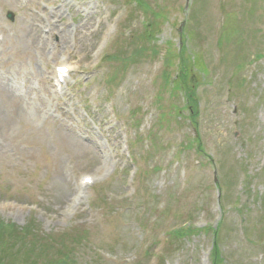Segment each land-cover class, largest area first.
I'll list each match as a JSON object with an SVG mask.
<instances>
[{
	"label": "rangeland",
	"instance_id": "rangeland-1",
	"mask_svg": "<svg viewBox=\"0 0 264 264\" xmlns=\"http://www.w3.org/2000/svg\"><path fill=\"white\" fill-rule=\"evenodd\" d=\"M0 224L87 264H264V0H0Z\"/></svg>",
	"mask_w": 264,
	"mask_h": 264
},
{
	"label": "trees",
	"instance_id": "trees-1",
	"mask_svg": "<svg viewBox=\"0 0 264 264\" xmlns=\"http://www.w3.org/2000/svg\"><path fill=\"white\" fill-rule=\"evenodd\" d=\"M195 230H180L177 237L191 235ZM86 240L79 236L77 242L56 243L34 233L32 226L16 228L12 224H0V264H87L80 261L77 250ZM214 249V248H213ZM219 251L214 249L212 260L219 264Z\"/></svg>",
	"mask_w": 264,
	"mask_h": 264
},
{
	"label": "water",
	"instance_id": "water-1",
	"mask_svg": "<svg viewBox=\"0 0 264 264\" xmlns=\"http://www.w3.org/2000/svg\"><path fill=\"white\" fill-rule=\"evenodd\" d=\"M9 18H10V19H12V16H11V15H9Z\"/></svg>",
	"mask_w": 264,
	"mask_h": 264
}]
</instances>
